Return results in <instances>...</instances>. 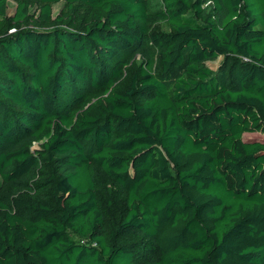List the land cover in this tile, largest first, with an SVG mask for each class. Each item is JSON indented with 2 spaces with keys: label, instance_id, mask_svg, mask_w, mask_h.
Segmentation results:
<instances>
[{
  "label": "trees",
  "instance_id": "obj_1",
  "mask_svg": "<svg viewBox=\"0 0 264 264\" xmlns=\"http://www.w3.org/2000/svg\"><path fill=\"white\" fill-rule=\"evenodd\" d=\"M8 2L0 264H264V0Z\"/></svg>",
  "mask_w": 264,
  "mask_h": 264
},
{
  "label": "rangeland",
  "instance_id": "obj_2",
  "mask_svg": "<svg viewBox=\"0 0 264 264\" xmlns=\"http://www.w3.org/2000/svg\"><path fill=\"white\" fill-rule=\"evenodd\" d=\"M63 4H57L54 6V15H57L58 12L60 11V9L62 8ZM15 7H16V2L15 0H9L8 2V12L9 14H13L15 11ZM159 27L163 30H168L163 24H159ZM222 61V58H219L217 61L210 63V65L214 68L217 69L220 62ZM253 139H260V140H264V135H261L259 133H251V134H245L244 135V140H253Z\"/></svg>",
  "mask_w": 264,
  "mask_h": 264
}]
</instances>
